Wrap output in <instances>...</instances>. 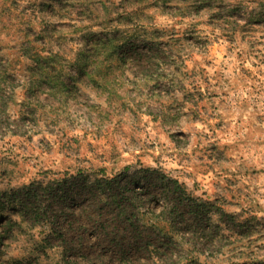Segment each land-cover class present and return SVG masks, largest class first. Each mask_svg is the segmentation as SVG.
<instances>
[{
  "label": "rangeland",
  "instance_id": "374dc122",
  "mask_svg": "<svg viewBox=\"0 0 264 264\" xmlns=\"http://www.w3.org/2000/svg\"><path fill=\"white\" fill-rule=\"evenodd\" d=\"M145 168L208 202L189 247L127 220ZM0 264H264V0H0Z\"/></svg>",
  "mask_w": 264,
  "mask_h": 264
},
{
  "label": "trees",
  "instance_id": "16d2710c",
  "mask_svg": "<svg viewBox=\"0 0 264 264\" xmlns=\"http://www.w3.org/2000/svg\"><path fill=\"white\" fill-rule=\"evenodd\" d=\"M130 49L136 54L146 51L144 48L139 49L135 45H132ZM118 59L121 60V58ZM142 172L144 174L147 172L150 174H157L159 182L163 185L164 199L167 201L163 202L162 208L158 212L152 210L156 207V203H154L152 206L153 208L150 209L149 215L144 214L139 218V214L137 216L135 212H131L130 215L127 216V220L131 221L133 218L136 220L138 219L143 222V224L145 223L147 227L150 226L156 230L160 239V242H158L160 245H166L168 242L175 240L181 246L185 245L189 247V245L192 244V238L195 235V232L198 230L206 231L207 225L205 208L208 202H196L193 200L191 195L186 193V189L181 183H179L176 179L168 178L163 173H159L158 171L150 168L142 169ZM118 178L119 177L110 178L106 184H110L112 182L117 183ZM97 186L101 187V184H97ZM33 187L34 185L31 184L29 187L24 188L26 190L23 191V194H25L26 200H23L24 202H19L20 206L23 209L22 211L24 215L33 217L34 224L40 221L47 222L46 208L45 206L42 207L39 204V193L36 192ZM124 192L125 188H121L118 193L119 195H124ZM118 193L113 192L110 194L109 197L112 202H115L116 198L119 197ZM118 207H120L118 208L119 212L124 211L125 207ZM228 216L230 217L231 215ZM178 225L187 227V233L190 236H180L179 233L175 231V228H177Z\"/></svg>",
  "mask_w": 264,
  "mask_h": 264
}]
</instances>
